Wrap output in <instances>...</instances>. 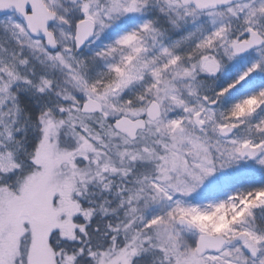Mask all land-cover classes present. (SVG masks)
Segmentation results:
<instances>
[{
  "label": "snow or ice",
  "instance_id": "1",
  "mask_svg": "<svg viewBox=\"0 0 264 264\" xmlns=\"http://www.w3.org/2000/svg\"><path fill=\"white\" fill-rule=\"evenodd\" d=\"M0 264H264V0H0Z\"/></svg>",
  "mask_w": 264,
  "mask_h": 264
}]
</instances>
